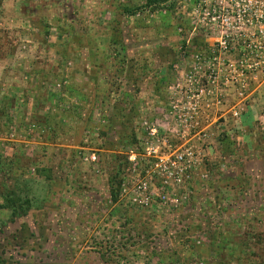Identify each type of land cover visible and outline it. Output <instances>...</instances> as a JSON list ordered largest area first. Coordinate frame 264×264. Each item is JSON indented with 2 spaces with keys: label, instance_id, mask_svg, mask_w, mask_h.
Segmentation results:
<instances>
[{
  "label": "rangeland",
  "instance_id": "obj_1",
  "mask_svg": "<svg viewBox=\"0 0 264 264\" xmlns=\"http://www.w3.org/2000/svg\"><path fill=\"white\" fill-rule=\"evenodd\" d=\"M0 205V264H264V0H0Z\"/></svg>",
  "mask_w": 264,
  "mask_h": 264
},
{
  "label": "trees",
  "instance_id": "obj_2",
  "mask_svg": "<svg viewBox=\"0 0 264 264\" xmlns=\"http://www.w3.org/2000/svg\"><path fill=\"white\" fill-rule=\"evenodd\" d=\"M116 176H112L110 179V187H109V195H110V200L112 202H116L118 196L120 197L122 195V180L116 179ZM1 208V205H0Z\"/></svg>",
  "mask_w": 264,
  "mask_h": 264
},
{
  "label": "built area",
  "instance_id": "obj_3",
  "mask_svg": "<svg viewBox=\"0 0 264 264\" xmlns=\"http://www.w3.org/2000/svg\"><path fill=\"white\" fill-rule=\"evenodd\" d=\"M232 113H233L234 116H236V115L239 114V112H238L237 110H234ZM180 158H181V157H180Z\"/></svg>",
  "mask_w": 264,
  "mask_h": 264
},
{
  "label": "crops",
  "instance_id": "obj_4",
  "mask_svg": "<svg viewBox=\"0 0 264 264\" xmlns=\"http://www.w3.org/2000/svg\"><path fill=\"white\" fill-rule=\"evenodd\" d=\"M262 117H263V115H262Z\"/></svg>",
  "mask_w": 264,
  "mask_h": 264
}]
</instances>
